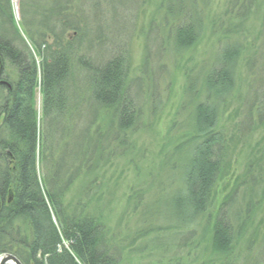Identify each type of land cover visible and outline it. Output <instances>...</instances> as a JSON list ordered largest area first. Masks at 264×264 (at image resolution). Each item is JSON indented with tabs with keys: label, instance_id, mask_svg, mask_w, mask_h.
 I'll return each mask as SVG.
<instances>
[{
	"label": "trees",
	"instance_id": "16d2710c",
	"mask_svg": "<svg viewBox=\"0 0 264 264\" xmlns=\"http://www.w3.org/2000/svg\"><path fill=\"white\" fill-rule=\"evenodd\" d=\"M104 4L19 0L20 33L12 1L0 0V256L11 254L21 264H264V0H228L219 15L225 23L211 21L217 43L231 46L220 67L199 80L200 88L182 72L176 112L190 110L188 119L173 120L164 136L158 154L162 177L153 195L144 201L149 189L137 190L145 180L124 193V213L140 218L133 232L123 233L111 227V212L104 211L105 193L113 192L102 182V171L113 160L126 165L130 155L141 156L134 137L154 132L159 112L149 109L150 120L141 122L144 105H135L132 86L142 79L130 76L124 51H111L95 64L93 49L85 48L91 37L101 44L97 13ZM164 13L169 17L173 11ZM190 18L171 26L165 54L188 55L201 42L204 25ZM79 73L83 85L69 87ZM39 82L41 139L34 100ZM233 104L238 110L224 127L221 121ZM86 109L96 114L89 123L81 120ZM99 114L105 120L93 132ZM74 115L73 129L81 133L68 137L71 148L63 155L64 138L56 130ZM174 130L181 134L173 137ZM54 135L61 136L55 147ZM238 150L246 159L236 174ZM71 192L75 196L67 201ZM162 193L163 223L156 209L145 208Z\"/></svg>",
	"mask_w": 264,
	"mask_h": 264
},
{
	"label": "rangeland",
	"instance_id": "374dc122",
	"mask_svg": "<svg viewBox=\"0 0 264 264\" xmlns=\"http://www.w3.org/2000/svg\"><path fill=\"white\" fill-rule=\"evenodd\" d=\"M11 1L16 19V28L20 33H23L19 24V0ZM16 1L17 3L15 6ZM102 2L105 4L101 5L102 8L100 7L97 13V19H100L98 38L102 37L101 44L99 40L97 41L95 36L88 38V41L84 44L85 48L93 49L91 56L95 57V64H100V57L103 58L105 55L111 53V51H124L127 62L129 63V71H131L130 76L134 79H142L141 84L137 83L132 86V96L135 99L137 98L136 101L134 100L135 105H144V118L143 120L141 119V122L146 123L150 120L149 109H157L159 112V120L155 126V131L149 134L141 132L134 137L136 150H138L141 156L134 157L130 155L129 159L132 161H130V164L127 163L126 165L120 160H113L112 164L103 169L101 175L102 182H108L113 192L111 196H107L105 193L103 198L105 205H108V207H105L104 211H106V214L107 212H111V227L116 230L117 226H119L118 228H121V233L124 232L123 230L125 228H129L133 232L135 227L139 226L140 217L137 214L130 216L129 211L124 213L127 207L123 195L127 191V188L134 187L138 180H145V182L137 187V190H150V192H148V190L147 193L144 192L145 194H142L145 199L144 201L148 200L149 193H151V195H149L152 196L156 191L159 177H162L159 174V166L163 156H159L158 158V154L161 149L163 150L165 142L164 136H167V131L173 120L183 123L187 121L190 112V110H184L180 112V116L176 112L177 106L181 102L182 87L184 85L182 72L192 79L191 84L197 81V85L194 86V89L200 88V85H198L199 80L203 75L210 71H215L220 67V61L226 51L225 48L231 46L230 43L218 44L217 38H220V36H212L210 27L212 20H216L217 26L225 23V21L223 22L222 19H220L219 15L227 9L228 0H102ZM156 10H159L156 18L150 21L152 12L154 14ZM167 10L173 11L172 16H166L164 11ZM253 12H256V9L253 10ZM188 18L193 21L192 23L194 25L196 23L198 24V22L204 25L201 42L188 55L183 54V52L179 54H175L174 52V55L171 54V52V55L165 54L168 33L171 26L173 24L175 26H183L187 23ZM227 25H229V23H227ZM105 26L110 27L109 32L104 31ZM24 39L30 47V43L25 36ZM171 48L173 50L172 45ZM35 61L38 67L37 81H40V60L38 58ZM172 65H179L180 68H173ZM76 68H78V66ZM6 71L9 72L10 70L7 68ZM71 71H77L73 65ZM170 76L173 79L172 81H174L173 84H170ZM83 83V75L79 73L76 79L75 77L72 79L73 85L70 84L69 87L76 88L75 85L79 87L82 86ZM38 85L39 88L37 87L34 100L37 118L39 120L38 133L40 138L42 137L45 121L42 114L40 82ZM76 95H78L77 99L79 101L83 93ZM168 98L169 102L166 104V107L161 110L164 100L166 101ZM186 100L188 99L183 98L182 104L186 105ZM237 110V105H231L227 109V113L223 117L224 120L221 121V125L228 127L229 124H225L226 120L228 121L227 117L232 116ZM82 112L83 115L81 116V120L83 118V121L88 123L96 116L95 111L87 112L86 109ZM99 116L100 118L97 117L98 119H95L96 121L94 120L96 126L93 127V132L96 131L99 123L105 120L100 114ZM64 121L63 125L57 127L56 130V134L61 133L62 138H64L63 143L59 146L60 148L62 147L63 155L67 154V151L71 148L68 137L73 132L76 133L75 130L77 129H73L72 124L73 122H77L78 118L74 115L73 120ZM74 125L78 128V123ZM83 128L85 129V127ZM80 133V131H77L76 134ZM91 134L92 132L90 131L88 138H90ZM178 134V130H174L172 133L173 137H176ZM258 134L259 136H257ZM82 135L85 136L83 130ZM261 135L262 131L253 136V144L256 143ZM59 138H61V136L57 137V135H54L52 140V145L54 147L56 143H58L57 140H59ZM39 143L41 144L42 142ZM114 149L116 152V147H114ZM238 151L236 152L237 154H235L236 156L234 155L235 168L238 169L236 174L242 172V164L246 159V154L243 151ZM37 171L41 176L43 167L39 163H37ZM151 173L153 174L150 175ZM99 180L101 182L100 178ZM152 182L154 183V187L150 189V184ZM161 182L163 183V180H161ZM79 186L80 184H76L75 188L78 190ZM69 195L67 201L75 196L72 192ZM157 199L158 202H155L157 201L156 197L151 199L145 208L150 211L156 209L155 213H160L159 221L163 223V193L161 196L158 195Z\"/></svg>",
	"mask_w": 264,
	"mask_h": 264
},
{
	"label": "water",
	"instance_id": "95a60500",
	"mask_svg": "<svg viewBox=\"0 0 264 264\" xmlns=\"http://www.w3.org/2000/svg\"><path fill=\"white\" fill-rule=\"evenodd\" d=\"M17 1L15 2L16 6ZM0 264H21V262L11 254H3L0 256Z\"/></svg>",
	"mask_w": 264,
	"mask_h": 264
},
{
	"label": "bare ground",
	"instance_id": "6f19581e",
	"mask_svg": "<svg viewBox=\"0 0 264 264\" xmlns=\"http://www.w3.org/2000/svg\"><path fill=\"white\" fill-rule=\"evenodd\" d=\"M24 38V37H23ZM26 41V40H25Z\"/></svg>",
	"mask_w": 264,
	"mask_h": 264
}]
</instances>
